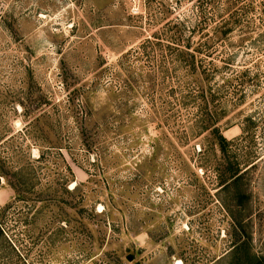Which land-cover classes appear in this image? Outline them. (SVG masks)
<instances>
[{
    "label": "rangeland",
    "instance_id": "obj_1",
    "mask_svg": "<svg viewBox=\"0 0 264 264\" xmlns=\"http://www.w3.org/2000/svg\"><path fill=\"white\" fill-rule=\"evenodd\" d=\"M0 264H264V0H0Z\"/></svg>",
    "mask_w": 264,
    "mask_h": 264
},
{
    "label": "trees",
    "instance_id": "obj_2",
    "mask_svg": "<svg viewBox=\"0 0 264 264\" xmlns=\"http://www.w3.org/2000/svg\"><path fill=\"white\" fill-rule=\"evenodd\" d=\"M223 138V137H222ZM234 173L233 174H235L236 173V170L235 171H233Z\"/></svg>",
    "mask_w": 264,
    "mask_h": 264
}]
</instances>
